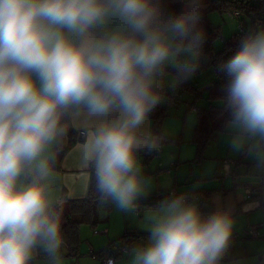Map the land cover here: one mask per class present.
<instances>
[{
  "label": "clouds",
  "instance_id": "obj_1",
  "mask_svg": "<svg viewBox=\"0 0 264 264\" xmlns=\"http://www.w3.org/2000/svg\"><path fill=\"white\" fill-rule=\"evenodd\" d=\"M206 0H0V264H63L54 163L70 128L98 203L139 214L150 178L138 153L165 140L151 115L206 60ZM172 69V72H169ZM220 116L230 152L264 176V26L240 36L219 65ZM172 193L143 209L146 239L127 264H222L235 205L210 211Z\"/></svg>",
  "mask_w": 264,
  "mask_h": 264
},
{
  "label": "rangeland",
  "instance_id": "obj_2",
  "mask_svg": "<svg viewBox=\"0 0 264 264\" xmlns=\"http://www.w3.org/2000/svg\"><path fill=\"white\" fill-rule=\"evenodd\" d=\"M209 19L213 25L219 28V34L212 40L213 48L219 50L222 47L223 39L237 32L239 27L237 21L229 15L228 11H213L210 13ZM171 78V75L166 76L164 85L168 86ZM191 79L198 87V96L195 97L194 94L183 92L176 102L171 104L165 102L163 104L167 105L168 115L164 121H166L165 123L168 126L165 129L162 126V131L164 130L168 136L174 138L180 136V142H164L161 144L160 149L162 151L159 154H153L150 157L140 155L138 158L142 170L144 169L147 174L145 177L150 178L147 193L155 190L156 186H161V188H177L178 194L186 193L190 196L195 195L194 197H196L197 193L209 192V204L208 202L201 203L199 198L198 202L201 205L211 206V208L213 198L217 195L221 199L227 198L235 205L236 212L230 247L222 264H258L260 257L264 255V237H247L245 235V228L259 225V221L257 220L260 217V220L264 221L262 219L264 218L262 216L264 208L254 212L251 210L237 211V202L243 197L244 191V184L241 185L238 182L254 181V177H260V175L253 171L251 163L248 164L250 162L249 159L230 152L227 146V138L223 131L213 133L209 144L204 150L203 157L200 160L196 159L195 144L191 140L196 124V111H192L191 105L195 108L206 107L208 105L204 85L214 79V72L211 67H208L195 74ZM226 160L236 162V165L232 166L229 176L225 173L224 165ZM239 160L240 163L238 164ZM171 165L173 166L171 167ZM175 167L177 175H174ZM233 170H236L234 174ZM168 172L171 173L169 181L168 178H164L168 175H166ZM224 190H227L229 193L225 197ZM206 208L203 210L206 212L210 211L206 210ZM98 210H104L105 214L108 215L107 217H111L113 222H117L119 226L121 225V235L124 234L126 229L135 228V221L141 219V215H143V212H140V216L125 214L114 206L107 210L106 206H101L100 204H98ZM126 220H129L127 228L124 227ZM138 223L144 229V221L142 220ZM88 226H86L88 231H91Z\"/></svg>",
  "mask_w": 264,
  "mask_h": 264
},
{
  "label": "trees",
  "instance_id": "obj_3",
  "mask_svg": "<svg viewBox=\"0 0 264 264\" xmlns=\"http://www.w3.org/2000/svg\"><path fill=\"white\" fill-rule=\"evenodd\" d=\"M168 3L171 8L176 10L181 7V0H168ZM206 5L207 7L204 11L203 21L201 24V27L206 35V42L203 46L206 60L197 73L211 67L214 72V79L205 88L208 105L206 107L196 109V124L192 132L191 140L195 144V157L197 160H200L203 157L204 150L209 144L213 133L216 131H223L224 120L220 116L219 97L221 96L220 86L223 83L224 74L219 71V65L235 53L237 50L238 40L246 30L257 25L264 26V0H206ZM230 10H239L243 14L246 19L245 26L242 29H238L237 32L231 34L229 37L224 38L222 47L219 50H215L212 46V40L219 34V28L218 26L212 24L209 19V15L213 11L225 12ZM172 71V69H169V72ZM164 92L169 97L166 102L170 104L176 102L181 97L183 92L194 94L195 97L199 94L198 87L192 79H189L186 83L180 85L175 91L170 88L168 89V86L164 85ZM167 115V105L160 106L151 115V131L153 133L164 135L162 125ZM164 136L165 140L163 143H179L181 140L180 136L177 138L168 137L166 135ZM66 148L67 146L63 147V150L57 153L53 166L54 169L60 168V160ZM153 154L145 156L150 157ZM262 186H264V180H262L259 185L253 186L252 189L254 191H256V189L261 190ZM172 193L177 192L172 188L166 190H154L147 193V198L141 200L140 204L143 206H153L158 201L170 196ZM209 196L210 193L206 192L202 194L199 199L203 202H209ZM62 200H66L68 203V212L65 216V223L62 225L66 240L65 254L77 256L79 254L80 245V226L82 224H87L91 228H95L99 222V203L93 187L92 172L86 196L81 198H67L64 195ZM106 208L107 210L110 209V207ZM143 235H145V233L137 232L132 229H126L123 235H121L118 239L112 240L107 245V247L103 250V253L112 255L116 259L120 256V253L118 252L119 245L131 246L137 239H139V237ZM116 243L119 245H117L118 247L114 249V245H116ZM258 264H264V255L260 257Z\"/></svg>",
  "mask_w": 264,
  "mask_h": 264
},
{
  "label": "crops",
  "instance_id": "obj_4",
  "mask_svg": "<svg viewBox=\"0 0 264 264\" xmlns=\"http://www.w3.org/2000/svg\"><path fill=\"white\" fill-rule=\"evenodd\" d=\"M209 85V83H206L204 86L205 88ZM169 89V87H168ZM193 106V105H192ZM192 108V107H191ZM197 107L195 110L192 109V111H196ZM164 121L163 123V128L167 127ZM148 128L151 131V120L148 122ZM164 131V130H163ZM77 131L74 128H70L68 136L66 140L64 141L63 147L67 146L61 160H60V168L59 169H54V174H55V184H54V196L62 200V197L65 195L67 198H81L86 196L87 191H88V186H89V181L91 177V171L88 168H84L80 164V158H79V153L75 150V145L77 143H80L81 140H77L76 137ZM164 135L168 136L166 133L163 132ZM172 137V136H168ZM179 137V136H178ZM174 138V137H172ZM162 150L159 149V151L156 154H159ZM140 155H146L144 153H138V158ZM240 163V160L238 161V164ZM251 162H248L250 164ZM173 165H171L172 167ZM175 166V164H174ZM250 166V165H249ZM225 167V173L228 174L229 172L228 168L226 165ZM175 174H176V167L174 169ZM236 172V170H233V174ZM168 174V175H167ZM170 172L166 173L164 178H170ZM143 175L147 176L145 170L143 169ZM264 176L260 177L255 176L254 181H249V182H241L239 181V184H244L243 186V197H241V200H239L237 211L239 210H251V211H256L258 209L264 208V186H262V189H256V191L252 190L253 186L259 185L264 178ZM170 188H161V186H156L155 190H166V189H171ZM223 188V187H222ZM221 188V189H222ZM174 191L177 193L179 192L177 188H172ZM225 189V188H223ZM246 189H250L252 191L251 195L247 197L246 195ZM154 191V190H153ZM152 192V191H151ZM150 193V192H149ZM224 197L228 195V191L224 190ZM204 194L203 192L197 193L196 195H202ZM193 195L192 197H194ZM200 200V199H199ZM62 225L65 223V216L68 212V203L66 200H62ZM201 203L203 201H200ZM209 204V202H208ZM148 206H143L141 209V213L143 212V209ZM210 207V208H209ZM206 208V210H211V206ZM141 213L135 214L140 216ZM108 215L105 214V211L103 210H98V218L99 222L95 226V228H91L90 226L86 224H82L80 226V245H79V254L77 256H70L66 253V247L63 249V264H101V261L98 257L92 256L89 254L90 250L94 251H103L107 245L114 239H118L120 237V233L122 231L121 225L117 222H113L111 217H107ZM264 216V214H262ZM141 219L135 221V228H132V230L137 231V232H142L145 233V235L139 237L134 243H142L145 241L147 233L144 231L142 227H140L138 222H141L142 220L144 221L143 215H141ZM261 219V217H260ZM258 219L259 225H256L258 229L262 228L259 230L260 237H264V221ZM264 219V218H262ZM129 220H126L125 226L127 228V225L129 224ZM90 228L91 231H88L87 227ZM125 228V229H126ZM247 228V227H246ZM245 228V229H246ZM94 229L100 230V233H94ZM103 230H106L105 232ZM262 235V236H261ZM119 245L116 243L114 245V249L117 248ZM115 264H127V256L125 253L120 254L118 258L115 259Z\"/></svg>",
  "mask_w": 264,
  "mask_h": 264
},
{
  "label": "built area",
  "instance_id": "obj_5",
  "mask_svg": "<svg viewBox=\"0 0 264 264\" xmlns=\"http://www.w3.org/2000/svg\"><path fill=\"white\" fill-rule=\"evenodd\" d=\"M229 15L235 19L237 21V25L239 27V29H242L244 26H245V23H246V19L244 18L243 14L239 11V10H230L228 11ZM193 110H195V107L194 106H191ZM77 140H81L79 134H78V131L76 133V137H75ZM225 165L226 167L228 168V171H231V168L232 166L236 165V162L233 161V160H226L225 161ZM251 190L250 189H246V195L247 197H249L251 195ZM197 198H201V195H196ZM141 205V209L143 207L142 204ZM104 232L106 230H103ZM101 231L100 230H97V229H94V233H100ZM245 235L247 237H259L260 236V233H259V229L257 226H252V227H247L245 229ZM125 245H119L118 247V252L120 254H123ZM90 255L92 256H95V257H98L101 261V264H115V258L114 256L112 255H108V254H104L103 251H94L93 249L90 250L89 252Z\"/></svg>",
  "mask_w": 264,
  "mask_h": 264
}]
</instances>
